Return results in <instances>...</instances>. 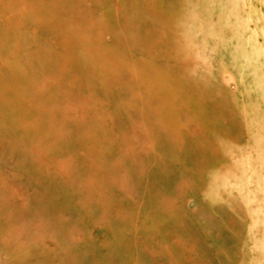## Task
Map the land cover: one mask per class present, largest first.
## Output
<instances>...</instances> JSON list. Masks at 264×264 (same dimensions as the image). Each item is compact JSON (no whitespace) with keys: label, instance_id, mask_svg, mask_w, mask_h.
<instances>
[{"label":"rangeland","instance_id":"1","mask_svg":"<svg viewBox=\"0 0 264 264\" xmlns=\"http://www.w3.org/2000/svg\"><path fill=\"white\" fill-rule=\"evenodd\" d=\"M0 264H264V0H0Z\"/></svg>","mask_w":264,"mask_h":264},{"label":"bare ground","instance_id":"2","mask_svg":"<svg viewBox=\"0 0 264 264\" xmlns=\"http://www.w3.org/2000/svg\"><path fill=\"white\" fill-rule=\"evenodd\" d=\"M102 58H103V56H99V58H97V59L99 62H101ZM143 68L145 70L142 73L143 75L141 77V80L152 79V81H150L148 86H147V90L150 94L152 93V96L155 94L156 89H158V88L162 87V88H166L169 90L172 87V82L168 79H165L164 77H162L158 74H155L150 65H143ZM173 85H174V88H177V86H178V84H173ZM179 97H180V92L173 90L169 98H170V101L173 102L174 100L179 99ZM168 111H170V113H171L170 109Z\"/></svg>","mask_w":264,"mask_h":264}]
</instances>
